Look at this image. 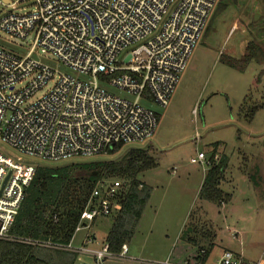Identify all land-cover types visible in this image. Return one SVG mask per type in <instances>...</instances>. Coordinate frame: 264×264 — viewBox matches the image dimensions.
<instances>
[{
	"label": "built area",
	"instance_id": "obj_1",
	"mask_svg": "<svg viewBox=\"0 0 264 264\" xmlns=\"http://www.w3.org/2000/svg\"><path fill=\"white\" fill-rule=\"evenodd\" d=\"M220 1L0 0V32L13 44L31 45L24 57L0 47V240L15 241L11 229L36 163L95 161L151 143L160 120L142 103L170 105ZM39 51L89 80L34 59ZM191 163L208 165L204 153ZM123 187L98 183L69 245L26 243L74 254V264L129 260L128 245L113 254L95 236L74 247L77 233L120 209ZM204 254L194 264H204ZM217 264H264V253L248 262L224 251Z\"/></svg>",
	"mask_w": 264,
	"mask_h": 264
},
{
	"label": "rangeland",
	"instance_id": "obj_2",
	"mask_svg": "<svg viewBox=\"0 0 264 264\" xmlns=\"http://www.w3.org/2000/svg\"><path fill=\"white\" fill-rule=\"evenodd\" d=\"M263 38L264 0H238L236 5L211 18L170 105L162 109L154 104L142 103L160 116L153 140L144 147L153 149L152 154L158 159L159 167L139 177L142 183L152 189V195L136 234L128 244L129 260H112L108 264H184L178 254L185 245L189 251H198L181 239L192 212L195 213L194 222L198 223L200 235L210 227L216 234L211 264H217L223 249L237 252L245 248L250 257H256L264 251V223L258 221L257 214L260 213L257 208L246 207L237 200H231L222 208L214 203L200 201V187L209 167L205 163H191V159L199 153H204L208 161L213 145L217 144L215 162L226 157L230 169L237 166V157L245 150L247 143L246 133L255 126L244 120L245 114L242 115L240 109L245 104L249 107L264 104V66L252 62L244 72H240L224 62H237L244 56L249 42L261 43ZM0 47L20 57L26 56L31 50V45L13 44L2 32ZM33 58L61 73L89 80L64 67L49 53L39 51L33 54ZM261 73V83L254 85ZM102 87L114 95L130 98L107 84H102ZM256 120L260 130L264 129V109L258 112ZM126 151L94 160H117ZM92 161L78 159L70 163ZM70 163L39 162L36 165L56 167ZM230 175L233 176V183H223L221 186L225 194H232L233 186L239 184L236 178L239 174L236 176L235 172H227L228 178ZM229 224H238L237 228H242L244 235L232 233ZM111 225V218L96 219L88 229L77 233L74 247H80L89 235L95 236L98 242L104 241ZM201 245L208 246L204 241ZM84 247L95 249L91 245ZM80 259L90 262L84 256Z\"/></svg>",
	"mask_w": 264,
	"mask_h": 264
},
{
	"label": "trees",
	"instance_id": "obj_3",
	"mask_svg": "<svg viewBox=\"0 0 264 264\" xmlns=\"http://www.w3.org/2000/svg\"><path fill=\"white\" fill-rule=\"evenodd\" d=\"M237 2L238 0H221L213 15L218 16ZM252 62L264 66V38L261 43L249 42L244 56L237 62L227 60L224 63L244 72ZM262 76L263 73L256 78L254 85L261 83ZM263 109L264 104L253 107L245 104L240 111L242 115L245 114L244 120L251 122ZM157 116L160 120L159 114ZM152 151L151 147L130 149L117 160L70 163L56 167L38 166L11 229V236L15 241L0 240V264H74L77 259L74 254L26 242L69 245L93 190L102 181L118 180L124 184L117 198L120 209L109 217L112 219V225L104 239L110 251L119 254L122 247L128 245L134 238L151 199L152 189L142 183L139 177L159 167L158 159L153 156ZM216 154L217 144L213 145V152L208 159L209 169L198 199L221 207L230 201V195L221 189L226 161L222 159L215 162ZM194 214V212L190 214L181 239L198 249L194 263L201 259V251H205L203 256L205 262L214 247L216 234L210 227L200 235L198 223L194 222L196 221ZM202 241L208 242V246L203 247Z\"/></svg>",
	"mask_w": 264,
	"mask_h": 264
},
{
	"label": "crops",
	"instance_id": "obj_4",
	"mask_svg": "<svg viewBox=\"0 0 264 264\" xmlns=\"http://www.w3.org/2000/svg\"><path fill=\"white\" fill-rule=\"evenodd\" d=\"M257 115L258 113L255 115L254 119L250 123L248 122L251 125H253L254 123L255 126L251 127L252 130L246 133L247 143H245L246 144L245 150L240 152V155L237 157V166L236 167L234 166L232 169H230L229 167L230 162L226 163L227 166H226L222 184L223 183L232 184L234 181L233 176L230 175L229 178L227 177V172L228 173L230 172V174L235 172L236 176L239 174L236 177L238 179L237 181L239 184H236V186H233L232 194L227 193V195H230V201L237 200V201H240V203H242V205L246 207L257 208L258 213H260V214H257V218H259L258 221L261 223H264V129L260 130L259 125H257L256 123ZM240 139L241 138H239L238 141H240ZM224 160L227 161L228 159L225 157ZM206 173H205V176H206ZM205 176H204V179H205ZM224 205H222L221 208ZM237 226L238 224L237 225L229 224V230L232 233H236L239 236L240 234L244 235V231L242 230V228L238 229ZM260 228H263V226H261ZM186 248L188 247L185 245L184 248L179 252L178 258L183 260V262L190 261L191 264H193L194 258H196V256L198 255V251L195 249L192 251H189ZM213 249L209 253L208 258L204 262V264H211L210 258H211ZM224 251H231L235 254H238L242 256L248 262H256L257 260H259V258L264 252L262 251L256 257L255 256L250 257L249 251L245 248H240L239 251L237 252L230 250V249H223V251L220 253V256L222 255Z\"/></svg>",
	"mask_w": 264,
	"mask_h": 264
},
{
	"label": "water",
	"instance_id": "obj_5",
	"mask_svg": "<svg viewBox=\"0 0 264 264\" xmlns=\"http://www.w3.org/2000/svg\"><path fill=\"white\" fill-rule=\"evenodd\" d=\"M94 175H97V173H94Z\"/></svg>",
	"mask_w": 264,
	"mask_h": 264
}]
</instances>
